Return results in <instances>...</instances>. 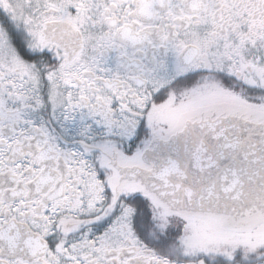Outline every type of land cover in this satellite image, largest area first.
<instances>
[{
    "label": "snow or ice",
    "instance_id": "obj_1",
    "mask_svg": "<svg viewBox=\"0 0 264 264\" xmlns=\"http://www.w3.org/2000/svg\"><path fill=\"white\" fill-rule=\"evenodd\" d=\"M0 264H264V0H0Z\"/></svg>",
    "mask_w": 264,
    "mask_h": 264
}]
</instances>
